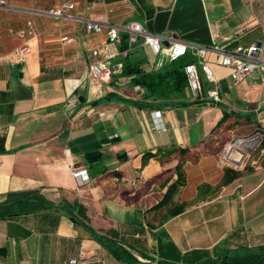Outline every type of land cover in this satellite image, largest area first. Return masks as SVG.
<instances>
[{"label": "crops", "instance_id": "crops-1", "mask_svg": "<svg viewBox=\"0 0 264 264\" xmlns=\"http://www.w3.org/2000/svg\"><path fill=\"white\" fill-rule=\"evenodd\" d=\"M2 1L0 205L9 193L37 191L52 207L33 210L28 202L0 209V264H68L80 251V264H204L238 256L243 247H264V148L249 154L237 179L218 187L223 147L258 133V125L264 129V82L253 74L233 85L232 70L208 53L202 63L215 84L198 70L197 96L188 89L184 98L159 100L126 73L135 67L157 72L165 56L152 55L142 38L126 49L121 42L123 28L136 22L193 46H248L264 34V0ZM64 2L75 3L74 10L51 16ZM28 20L38 38L27 40L29 52L19 59L12 51ZM89 20L117 28L119 39L111 42L106 29L86 33ZM93 49L102 59L112 56L106 83L88 78ZM185 56L197 61L191 52ZM14 79L26 99L15 98ZM214 88L218 103L207 97ZM152 112H159L165 130L151 129ZM243 127L250 131L232 136ZM181 157L185 184L172 203L185 209L164 220L170 205L150 209L176 180L172 172L161 174ZM77 168L87 169V185L72 179ZM110 231L144 240L146 257L129 250L134 262L123 263L91 235L117 245Z\"/></svg>", "mask_w": 264, "mask_h": 264}, {"label": "built area", "instance_id": "built-area-1", "mask_svg": "<svg viewBox=\"0 0 264 264\" xmlns=\"http://www.w3.org/2000/svg\"><path fill=\"white\" fill-rule=\"evenodd\" d=\"M75 3L64 2L59 8L51 10L49 13L56 18H62L64 12H71L75 8ZM4 6V2L0 0V7ZM67 18H71L70 15ZM104 29L108 32V37L111 42L119 39V31L112 26H105L101 20H89L84 24V30L88 34H101ZM125 34L128 36V44H134L138 38H142L143 44L149 49L152 55H164L168 62H174L184 57L188 52H191L197 61L193 64L186 65L184 72L187 78L188 86L194 96H197L202 90V83L199 78L198 70H200L207 83L215 84V78L212 71L202 63V60L208 53H214L218 56V64L221 67L229 68L232 70L230 81L233 85L242 82L246 77L255 74L261 82H264V34L262 38L248 46H236L232 50H223L216 46L201 47L186 44L182 41L175 39L169 35L166 38L161 35H154L144 31L142 26L136 22L128 23L124 28ZM19 39L23 42L15 47L12 51V56L19 59L24 58L29 52L27 40L38 38L36 31L31 21H26L24 27L17 33ZM62 41L71 43L72 40L62 38ZM91 61L88 65V78L96 84L106 83L111 77V70L108 60L112 56H107L102 59L100 51L93 49L89 52ZM207 97L212 101L220 102V96L217 88L209 90ZM152 130H165L163 123L160 119L159 112H152ZM262 136L255 133L250 136L236 138L232 142L223 147L220 163L222 166L239 171L245 165L246 159L254 152L260 145ZM72 179L76 182L78 187L85 186L89 183V174L86 168H77L71 172ZM85 261V254L79 252L78 259H71L68 264H80Z\"/></svg>", "mask_w": 264, "mask_h": 264}, {"label": "trees", "instance_id": "trees-1", "mask_svg": "<svg viewBox=\"0 0 264 264\" xmlns=\"http://www.w3.org/2000/svg\"><path fill=\"white\" fill-rule=\"evenodd\" d=\"M121 42L123 43L124 48H128V36L127 34L121 35ZM194 60L190 57L184 56L174 62H168L165 60L163 67L157 72H143V70L135 67L132 68L126 74H134L135 82L140 87H144L150 95L154 96L159 100H170L172 98H184L186 92L189 89L187 78L184 72V67L186 65L192 64ZM246 123H252V120L245 116L242 118ZM255 132H258L262 136V141L259 145L261 149L264 148V129L259 125L256 127ZM177 151V150H176ZM183 155L185 152L180 151ZM183 164L184 158H179L177 164L171 170H164L161 176L166 175L169 172H172L176 176V180L167 188L166 193L162 200L150 211L162 209L163 207H170L167 209L166 216L163 218L169 219L171 217H175L182 213L185 209V205L183 204H173V197L175 196L178 189L185 184V175L183 172ZM239 176V171H235L229 168H224L223 178L219 184V188L225 187L232 183ZM31 202L34 204L33 210H39L41 208L52 207L50 202H48L42 195H40L37 191H29V192H20V193H9L6 196L2 205H0V209H7L9 207L15 206L18 203H28ZM66 214L73 218L69 210H67ZM5 217V212H0V218ZM136 233L141 234L142 228H136ZM111 236H117L113 232H109ZM118 234V233H116ZM94 239L101 242L105 248H108L112 251V254L123 263H133V259L130 258V251L134 250L140 254L141 257H146V248L145 242L139 238L125 237L120 236L115 237L118 241L117 245L108 244L106 238L102 235L91 234ZM242 253L238 256L226 257L221 260L206 262L204 264H264V247H256L253 249L243 247L240 250ZM135 264V262H134ZM141 264V263H137ZM144 264V263H142Z\"/></svg>", "mask_w": 264, "mask_h": 264}, {"label": "water", "instance_id": "water-1", "mask_svg": "<svg viewBox=\"0 0 264 264\" xmlns=\"http://www.w3.org/2000/svg\"><path fill=\"white\" fill-rule=\"evenodd\" d=\"M12 86H13V91H14V95H15L16 99H18V100L19 99L20 100L26 99V96L22 95L21 85L19 84V82L16 79H14L12 81Z\"/></svg>", "mask_w": 264, "mask_h": 264}, {"label": "rangeland", "instance_id": "rangeland-1", "mask_svg": "<svg viewBox=\"0 0 264 264\" xmlns=\"http://www.w3.org/2000/svg\"><path fill=\"white\" fill-rule=\"evenodd\" d=\"M250 131V127H243L241 130H235V132L232 133V136L241 135L242 133Z\"/></svg>", "mask_w": 264, "mask_h": 264}]
</instances>
